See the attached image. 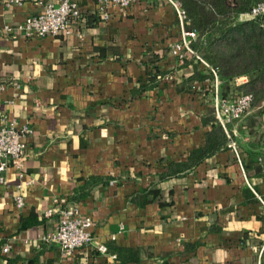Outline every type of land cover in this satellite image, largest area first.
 <instances>
[{
    "label": "crops",
    "instance_id": "0c3cea01",
    "mask_svg": "<svg viewBox=\"0 0 264 264\" xmlns=\"http://www.w3.org/2000/svg\"><path fill=\"white\" fill-rule=\"evenodd\" d=\"M77 2L67 31L37 36L18 28L35 0H0V120L30 126V182L17 188L10 166L0 182V264H117V251L122 264H264V144L244 117L228 126L235 147L163 175L205 143L217 92L208 78L185 83L195 66L171 51L174 6L137 0L103 19L98 0ZM71 205L93 243L64 254L41 236Z\"/></svg>",
    "mask_w": 264,
    "mask_h": 264
},
{
    "label": "trees",
    "instance_id": "16d2710c",
    "mask_svg": "<svg viewBox=\"0 0 264 264\" xmlns=\"http://www.w3.org/2000/svg\"><path fill=\"white\" fill-rule=\"evenodd\" d=\"M179 1L190 17L188 27L197 30V37L191 41L189 50L195 67L185 78V83L189 87L205 78L214 82L217 75L219 82L216 89L220 96L233 98L240 92L251 93V107L257 111L243 119L249 132L264 144V104H261L264 99V16L240 17L241 13L249 11L253 4L261 0ZM242 76L246 77L244 81L233 82ZM258 117L259 121L256 120ZM203 121L211 125L205 132V143L191 149L185 161L171 162L170 169L163 175L172 170L189 168L228 145V126L231 122L224 126L216 117L212 104ZM256 167L260 168L259 164ZM95 180L92 177V182ZM113 254L119 258L117 264L124 262L118 251Z\"/></svg>",
    "mask_w": 264,
    "mask_h": 264
},
{
    "label": "built area",
    "instance_id": "2783aa9c",
    "mask_svg": "<svg viewBox=\"0 0 264 264\" xmlns=\"http://www.w3.org/2000/svg\"><path fill=\"white\" fill-rule=\"evenodd\" d=\"M23 0H5L6 3H20ZM40 9L25 16L24 20L18 24V28L27 35L43 36L46 34H56L60 31H67L71 21L82 16L77 0H35ZM137 0H98L97 11L101 18L109 17L112 7L125 8ZM175 8L180 25V37L171 46L172 53L178 58H183L184 52L191 50L190 43L197 37V30L188 27L190 17L182 7L179 0H168ZM264 16V0L258 1L249 11L241 13L240 17L253 18ZM215 85L217 87L219 79L215 75ZM252 94L240 92L233 98L222 97L217 92L213 96L212 105L218 120L226 126L234 120L241 119L251 107ZM30 131L28 122H18L13 116H3L0 120V182L6 183L3 174L7 167L15 169L18 178L17 188H21L23 183L28 184L30 179H25L23 160L26 154V139ZM229 146H236V140L229 134ZM260 158V156H259ZM14 204L21 207L24 204V196L17 193L13 196ZM56 209L50 207L45 210L44 215L49 216ZM60 216L57 219L53 230L44 233L41 241L44 243L56 242L64 254H71L76 248L92 244L93 234L90 230L92 220L89 216L83 215L77 206H65L60 208ZM97 248L101 252H107L105 244L100 243ZM4 250L8 249L5 244ZM114 256V254H113Z\"/></svg>",
    "mask_w": 264,
    "mask_h": 264
},
{
    "label": "rangeland",
    "instance_id": "374dc122",
    "mask_svg": "<svg viewBox=\"0 0 264 264\" xmlns=\"http://www.w3.org/2000/svg\"><path fill=\"white\" fill-rule=\"evenodd\" d=\"M243 18H245V17H243ZM261 104H264V99L261 101ZM253 108H255V107H250L249 110H248V112L243 117L246 118V116H248L252 112H256L257 111V110H253ZM256 120L259 121L260 120V117L256 118Z\"/></svg>",
    "mask_w": 264,
    "mask_h": 264
}]
</instances>
